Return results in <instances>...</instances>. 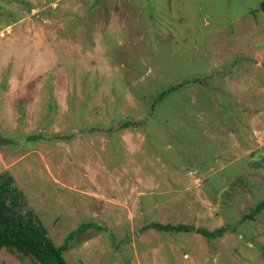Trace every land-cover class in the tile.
Masks as SVG:
<instances>
[{
	"label": "rangeland",
	"instance_id": "1",
	"mask_svg": "<svg viewBox=\"0 0 264 264\" xmlns=\"http://www.w3.org/2000/svg\"><path fill=\"white\" fill-rule=\"evenodd\" d=\"M260 1L0 0V172L69 264H264Z\"/></svg>",
	"mask_w": 264,
	"mask_h": 264
},
{
	"label": "trees",
	"instance_id": "2",
	"mask_svg": "<svg viewBox=\"0 0 264 264\" xmlns=\"http://www.w3.org/2000/svg\"><path fill=\"white\" fill-rule=\"evenodd\" d=\"M264 13V0L260 1ZM175 86H170L159 94L161 98ZM129 122H126V125ZM264 209V198L257 202L249 216H254ZM152 227L167 231H195L206 237L221 236L226 227L208 231L189 224H161L152 222L145 228ZM67 242L56 245L42 225L23 191L17 186L13 176L0 172V249L9 250L20 256L29 257L37 264H69L63 256Z\"/></svg>",
	"mask_w": 264,
	"mask_h": 264
},
{
	"label": "water",
	"instance_id": "3",
	"mask_svg": "<svg viewBox=\"0 0 264 264\" xmlns=\"http://www.w3.org/2000/svg\"><path fill=\"white\" fill-rule=\"evenodd\" d=\"M1 142H3V141H1V139H0V143H1Z\"/></svg>",
	"mask_w": 264,
	"mask_h": 264
}]
</instances>
